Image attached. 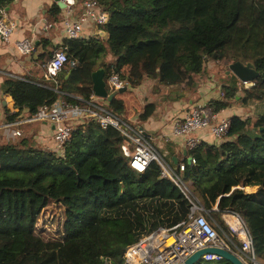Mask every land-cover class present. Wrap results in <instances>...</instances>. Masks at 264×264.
<instances>
[{
	"label": "trees",
	"instance_id": "16d2710c",
	"mask_svg": "<svg viewBox=\"0 0 264 264\" xmlns=\"http://www.w3.org/2000/svg\"><path fill=\"white\" fill-rule=\"evenodd\" d=\"M15 1L0 0V12ZM97 1L108 14L99 28L107 45L101 35L67 40L64 46L76 66L45 82L7 78L2 90L16 110L5 108L8 123L17 122L25 109L34 117L61 99L87 106L94 94L92 74L100 68L106 81L113 72L129 81L126 91L103 100L127 122L140 113L139 104H130L131 88L147 78L164 87L187 85L206 73L208 61L252 64L259 78L249 99L264 101V0ZM61 13L56 3L48 12L54 24L61 23ZM51 44L46 37L40 42L49 56ZM108 52L114 64L104 63ZM46 54L37 61L46 62ZM225 90L226 99L210 102L215 113L237 96L235 86ZM152 109L145 107L141 121ZM230 121L222 143L202 142L178 172L188 183L189 198H198L225 229L223 212L240 214L257 256L264 257V116L254 123L237 116ZM124 144L120 131L94 119L77 124L63 156L31 139L0 144V264H124L127 247L187 220L188 196L161 177L157 161L144 173L132 169ZM168 162L177 168L172 159Z\"/></svg>",
	"mask_w": 264,
	"mask_h": 264
},
{
	"label": "built area",
	"instance_id": "2783aa9c",
	"mask_svg": "<svg viewBox=\"0 0 264 264\" xmlns=\"http://www.w3.org/2000/svg\"><path fill=\"white\" fill-rule=\"evenodd\" d=\"M65 4L63 11L64 32L68 40L82 38L86 24H91L99 29L108 21V14L97 0H59ZM81 3V17L75 19L77 7ZM53 27L51 23H44L41 34H48ZM16 24L8 23L4 19L0 20V38L3 42L9 43L14 33ZM107 39L106 36H101ZM16 49L22 55L33 57L38 52L35 42L30 39L19 40ZM65 46H61L50 60L42 66L47 80H53L55 75L67 66H76L77 60H71ZM107 89L109 93L120 91L130 87L126 78H122L118 73L113 72L108 78ZM246 86V83H243ZM225 93H223L224 95ZM95 95L87 106L71 104L63 99L56 102L52 107L43 106L39 112L30 117L26 122L47 121L54 126L52 140L45 147L49 152L64 155V147L70 141L71 135L77 124L81 121L94 119L103 128L113 127L120 131L123 136L130 138L131 142L125 141L122 147L123 154L129 159V165L139 173H144L153 161H157L161 166V177L172 180L185 195H192L188 183H186L180 173L185 170L184 159L174 168L157 151L152 144L146 131L138 124L127 122L118 115L98 106L95 103ZM16 123V122H15ZM231 121L229 118H221L219 113H215L208 104H196L186 114L182 120H176L169 138H184V149L188 153L195 149L202 142L209 144L222 143L229 132ZM15 139H22L24 132L16 130ZM192 164L195 159L191 158ZM190 199V198H189ZM192 204L191 214L188 219L170 228H159L155 232L144 236L138 243L127 247L124 253V264H182L185 260L206 247L223 248L236 253L245 264H260L256 254L254 239L246 220L238 213L225 211L222 218L226 224L227 234L221 235L213 223L208 219L210 213L204 208L200 200L193 196L190 199ZM172 237L173 243L166 246V240ZM234 239L240 243L237 247ZM151 245L152 250L147 251V246ZM205 262L220 261L223 258L215 254H206L202 257ZM107 264V263H106Z\"/></svg>",
	"mask_w": 264,
	"mask_h": 264
},
{
	"label": "crops",
	"instance_id": "0c3cea01",
	"mask_svg": "<svg viewBox=\"0 0 264 264\" xmlns=\"http://www.w3.org/2000/svg\"><path fill=\"white\" fill-rule=\"evenodd\" d=\"M55 4L54 0H16L11 7L1 11L3 18L8 23L14 22L16 28L10 38L9 43H5L0 38V144L13 142L18 143L25 139L35 140L41 147H46L51 142L54 133V126L47 122H29L30 118L27 113H23L20 119L15 123H8L6 120L5 108L9 107L11 113L16 110L12 107V101L8 95H5L2 90V85L7 78L26 79L31 78L38 81H50L46 79L42 66L46 64L57 51L59 46H64L68 40L64 32L63 20L65 12L62 10L61 23L54 24L49 17V10ZM82 6L79 3L74 18L81 17ZM51 23L53 27L48 34H41V28L44 23ZM82 38L89 39L98 35V29L91 24H86ZM100 34V32H99ZM48 38L51 41L49 50L52 55L46 54L40 42L42 38ZM33 40L38 47H42L43 53L46 54V62H38V58L34 56L22 55L16 49V43L19 40ZM38 43V45H37ZM107 45V39L104 42ZM58 46V47H57ZM116 58L108 52L104 63L114 64ZM217 63L210 62L208 74L196 76L187 85L164 87L156 80L145 79L144 82L136 87L131 88L129 92L133 95L130 104L140 106V113L130 118L136 121L142 127L147 135L156 143L153 144L160 155L168 162L172 159L175 165H178L183 158L186 157L184 149V138H169L166 139L172 132L174 122L182 120L191 108L196 104H208L212 100L226 99L221 98V91L226 94V86H235L237 88L236 104H231L230 107L221 111V118L231 119L234 116L240 117L243 120L256 121L259 117L264 116V101L249 99L250 89L244 87V84L233 74H226V77L219 75V67ZM95 103L103 108H106L103 99H95ZM152 105V115L146 120L141 121L139 115L144 111L145 107ZM16 130H22L24 137L15 139ZM169 163V162H168ZM170 164V163H169ZM217 210V207L214 208ZM212 218V216H210ZM213 219V218H212Z\"/></svg>",
	"mask_w": 264,
	"mask_h": 264
},
{
	"label": "water",
	"instance_id": "95a60500",
	"mask_svg": "<svg viewBox=\"0 0 264 264\" xmlns=\"http://www.w3.org/2000/svg\"><path fill=\"white\" fill-rule=\"evenodd\" d=\"M54 2L63 10L66 6L63 2L59 0H54ZM3 18V15L0 12V20ZM101 36H106L105 31L100 32ZM38 45V43H37ZM43 53L42 47L39 46V51L34 55V58L37 59L40 54ZM227 74L235 75L242 83H246L247 88H252L255 85V81L259 78V73L254 69L252 64L244 65L241 62H234L230 64ZM93 93L95 97L103 100H111L113 95L109 93L107 89V82L105 79V70L100 68L93 72ZM127 88H123L120 92L126 91ZM29 109L24 110V114L28 113ZM23 114V115H24ZM125 141L131 142L130 138L124 136ZM187 154V152H185ZM189 158L188 162H191ZM206 254H215L221 256L224 260L230 262L231 264H245L242 259L234 252L227 251L223 248L216 247H206L201 250H198L196 253L188 257L182 264H198L202 261V257Z\"/></svg>",
	"mask_w": 264,
	"mask_h": 264
},
{
	"label": "rangeland",
	"instance_id": "374dc122",
	"mask_svg": "<svg viewBox=\"0 0 264 264\" xmlns=\"http://www.w3.org/2000/svg\"><path fill=\"white\" fill-rule=\"evenodd\" d=\"M105 60V59H104ZM210 62H213L214 63V61H208L207 62V70H208V68H209V63ZM215 63H217L216 65H217V67H219V75L221 76V77H226L225 76V73L227 74V71L229 70V66H230V64H232V63H229L228 61H223V62H215ZM206 74H208V72H206ZM244 87H246V86H244ZM247 88V87H246ZM221 98H224L225 97V94L223 95V92L221 91ZM237 97V96H236ZM237 103V101H235V99H233L232 100V103L231 104H236ZM105 104H106V101H105ZM252 123H254L255 121H252V119L250 120ZM130 122L131 123H133V124H136L137 122L136 121H134V120H130ZM151 142L153 143V144H155L156 143V141H155V139L153 138L152 140H151ZM255 188H246V190L248 191V192H252L253 190H254ZM211 216V215H210ZM208 217V219L211 221V223H213V225H215L216 227H217V229L220 231V233H221V235H224V234H227L228 233V230H226L223 226H221L220 224H218L215 220H214V218L212 219L211 217H209V216H207ZM223 219V218H222ZM223 222H224V220H223ZM224 224H225V222H224ZM225 226H226V224H225ZM234 242L236 243V245H237V247H240V243L237 241V240H235L234 239ZM258 260H259V263L260 264H264V257H260V256H258ZM202 263H204L205 261H201Z\"/></svg>",
	"mask_w": 264,
	"mask_h": 264
},
{
	"label": "bare ground",
	"instance_id": "6f19581e",
	"mask_svg": "<svg viewBox=\"0 0 264 264\" xmlns=\"http://www.w3.org/2000/svg\"><path fill=\"white\" fill-rule=\"evenodd\" d=\"M173 241H174L173 238H172V237H169V238L166 240V244H165V245L168 246V245L172 244ZM146 249H147L148 252H150V251L152 250V246L149 245V246H147Z\"/></svg>",
	"mask_w": 264,
	"mask_h": 264
}]
</instances>
